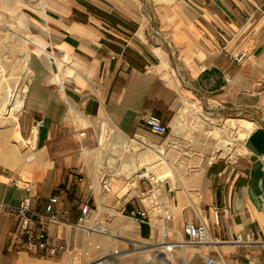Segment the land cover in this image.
<instances>
[{
  "label": "crops",
  "instance_id": "1",
  "mask_svg": "<svg viewBox=\"0 0 264 264\" xmlns=\"http://www.w3.org/2000/svg\"><path fill=\"white\" fill-rule=\"evenodd\" d=\"M0 14L17 22L29 66L23 107L0 129V264H86L161 236L193 243L187 222L222 239L193 243L201 263L211 255L214 264H264V0H0ZM192 96L228 129L236 116L252 124L236 157L227 140L200 146L147 125L154 114L170 129ZM155 154L175 182L156 179ZM27 185L39 212L59 196L50 228L67 250H29L12 236ZM85 204L118 241L76 225Z\"/></svg>",
  "mask_w": 264,
  "mask_h": 264
},
{
  "label": "rangeland",
  "instance_id": "2",
  "mask_svg": "<svg viewBox=\"0 0 264 264\" xmlns=\"http://www.w3.org/2000/svg\"><path fill=\"white\" fill-rule=\"evenodd\" d=\"M23 37L17 22L9 20L0 14V129L10 127L13 124V116L19 112V101L29 82L28 46ZM8 87L12 88L13 94L9 93V95L7 93L6 89ZM177 116L180 118L170 127V132L174 134L187 133L193 139L195 138L194 141L200 146L215 143L219 145L221 141L227 140L230 142L231 147L233 146L232 156L234 157L242 151L243 137L245 136L237 134L234 129H228V120H219L209 106H204V102L201 99L195 96L185 98L179 107ZM234 118H240V116ZM227 131L229 138L226 134ZM175 142L176 144L182 143L178 139ZM180 152L179 147L176 156L170 159L171 164L179 163V156L177 157V155ZM219 154H215L214 157ZM155 156L158 157L150 165L151 168L161 170L168 167L170 162L166 158L160 154H155ZM139 174L143 176L141 173ZM168 174H170V169H166L164 177L170 178ZM144 177L145 179L149 178L148 176ZM172 181L175 182L174 180ZM155 193H160L157 187ZM145 200L152 204V198L149 195H145ZM107 237L113 241H118L115 234L114 236L107 235ZM164 237L144 239L118 246L113 251L104 253L86 264H203L199 261L200 254L196 253V244L182 243L175 245L167 237L166 239ZM136 243L140 247H137ZM168 244H172L170 250L172 256L167 261L165 260V250Z\"/></svg>",
  "mask_w": 264,
  "mask_h": 264
},
{
  "label": "built area",
  "instance_id": "3",
  "mask_svg": "<svg viewBox=\"0 0 264 264\" xmlns=\"http://www.w3.org/2000/svg\"><path fill=\"white\" fill-rule=\"evenodd\" d=\"M247 56V52L243 51L235 56L238 62H241ZM264 85V83H263ZM43 120L37 121V125H41ZM147 125L156 133L164 135L169 132V126L165 124L157 115H150L146 119ZM102 189L104 191L111 190L110 177L105 175L102 178ZM33 194L31 185L25 187V192L21 197L19 206L17 207V214L19 219V228L12 231V236L22 243L26 244L29 250H39L57 254L68 249L67 244L62 240L61 236L51 232V224L60 221V217L55 209L59 202V196L54 194L48 197V203L45 212H39L34 209L32 205ZM68 213V209L63 210ZM91 208L85 204L81 208L78 215L77 223L87 234L100 233L104 235L114 236L113 231L105 223L98 219L90 217ZM220 208L214 211V221L216 224L220 223L219 213ZM184 231L189 240L196 244H217L221 243L220 237H212L209 234L206 223L187 222L184 225ZM167 235V232H166ZM255 236V232H250L247 235L239 234L237 237L238 243H249ZM22 249H18L21 252ZM207 264H214V257L207 255L205 257Z\"/></svg>",
  "mask_w": 264,
  "mask_h": 264
},
{
  "label": "bare ground",
  "instance_id": "4",
  "mask_svg": "<svg viewBox=\"0 0 264 264\" xmlns=\"http://www.w3.org/2000/svg\"><path fill=\"white\" fill-rule=\"evenodd\" d=\"M6 91H7L8 94L9 93H12V88L11 87H8L6 89ZM25 96H26V90H25V92L23 93V95L20 98V101H19V109L18 110H21L22 109L23 104H24V100H25ZM15 116H17V115H15ZM231 124L233 126V129L236 130V133L237 134H245V135H247L250 132V130L253 128L252 124H249V121L247 119H245V118H234V119L231 120ZM223 146L227 147V141H224L223 142ZM227 149H228V151L231 150L230 148H227ZM162 169H163V171H162ZM162 169L161 170L154 169V174L156 175V179L157 180L165 178L164 177V174L166 173V168L165 169L162 168ZM148 171L149 170H145L144 172H141V174L143 176H148L150 178V174H149ZM168 176H170L173 180L176 181V178L174 176V172L171 169H170V174H168ZM141 246H146V245H141ZM166 246H167V249L165 250V254H166L165 260L168 261L169 257L172 256L171 255L172 253L170 251L171 248H172V244H168ZM137 247H140V245L137 244Z\"/></svg>",
  "mask_w": 264,
  "mask_h": 264
}]
</instances>
